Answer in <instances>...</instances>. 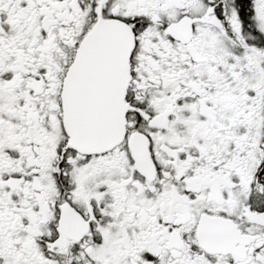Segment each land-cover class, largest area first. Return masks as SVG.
I'll list each match as a JSON object with an SVG mask.
<instances>
[{
  "label": "snow or ice",
  "instance_id": "snow-or-ice-1",
  "mask_svg": "<svg viewBox=\"0 0 264 264\" xmlns=\"http://www.w3.org/2000/svg\"><path fill=\"white\" fill-rule=\"evenodd\" d=\"M0 264H264V0H0Z\"/></svg>",
  "mask_w": 264,
  "mask_h": 264
}]
</instances>
